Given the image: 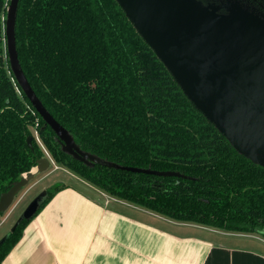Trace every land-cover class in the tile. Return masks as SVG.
I'll return each instance as SVG.
<instances>
[{
    "label": "trees",
    "instance_id": "16d2710c",
    "mask_svg": "<svg viewBox=\"0 0 264 264\" xmlns=\"http://www.w3.org/2000/svg\"><path fill=\"white\" fill-rule=\"evenodd\" d=\"M10 1L0 0V198L45 157L37 133L58 166L113 198L178 223L264 234V166L239 152L195 107L116 0H20L21 66L81 150L189 179L89 167L64 153L11 72ZM67 187L48 190L39 212ZM31 221L6 238L0 264Z\"/></svg>",
    "mask_w": 264,
    "mask_h": 264
},
{
    "label": "water",
    "instance_id": "95a60500",
    "mask_svg": "<svg viewBox=\"0 0 264 264\" xmlns=\"http://www.w3.org/2000/svg\"><path fill=\"white\" fill-rule=\"evenodd\" d=\"M116 1L195 107L239 152L264 166L245 152L248 147L264 151V13L245 0L209 4L200 0ZM232 2L252 18L236 16L230 7ZM19 3L10 1L6 18L11 72L45 127L56 134L62 151L89 167L189 179L179 172L121 166L81 150L71 133L43 105L21 66L16 41ZM28 145L33 147L32 137ZM38 166L45 170L49 161L43 158ZM24 185V180L15 183L0 198V213L9 210ZM47 196L44 191L29 205L11 233L37 215Z\"/></svg>",
    "mask_w": 264,
    "mask_h": 264
},
{
    "label": "crops",
    "instance_id": "0c3cea01",
    "mask_svg": "<svg viewBox=\"0 0 264 264\" xmlns=\"http://www.w3.org/2000/svg\"><path fill=\"white\" fill-rule=\"evenodd\" d=\"M52 164L24 175L20 191L44 184ZM66 186L26 226L1 264H264V234L178 223L81 178L79 185Z\"/></svg>",
    "mask_w": 264,
    "mask_h": 264
},
{
    "label": "rangeland",
    "instance_id": "374dc122",
    "mask_svg": "<svg viewBox=\"0 0 264 264\" xmlns=\"http://www.w3.org/2000/svg\"><path fill=\"white\" fill-rule=\"evenodd\" d=\"M258 8L264 13V9L259 5L254 4L253 2H247ZM232 11L236 12L235 15L238 17L245 16V18H252L249 14H246L242 11L239 6H237L234 2L230 4ZM242 18V17H241ZM243 19V18H242ZM241 149V147H239ZM264 150V148H261ZM242 150V149H241ZM243 151H245L243 149ZM250 154L252 157L256 158L260 163L264 164V151L258 150L253 147H248L245 151ZM56 164V163H55ZM57 166V164H56ZM59 170H57L52 164L47 173L49 174V178L44 182V184L40 183L36 186L35 189L31 191V193L24 194L23 192L26 190V187L20 191L8 211L4 213H0V243L7 238L12 232L13 228L17 224L18 220L21 218L23 213L27 210L29 205L40 196L44 190H53L56 186L61 184H68L71 186L79 185V178L63 168L62 166H58ZM54 172V173H53ZM52 174V175H51ZM38 180V179H37ZM32 183V182H31Z\"/></svg>",
    "mask_w": 264,
    "mask_h": 264
},
{
    "label": "built area",
    "instance_id": "2783aa9c",
    "mask_svg": "<svg viewBox=\"0 0 264 264\" xmlns=\"http://www.w3.org/2000/svg\"><path fill=\"white\" fill-rule=\"evenodd\" d=\"M36 138H37L38 143L40 144L41 148L43 149V151L45 153L44 159H47V160H49V162H51V163L54 164L55 161L53 160V158L51 157V155L49 154V152L46 150V148L43 146V144H42V142H41V140H40V138H39V136H38L37 133H36Z\"/></svg>",
    "mask_w": 264,
    "mask_h": 264
},
{
    "label": "flooded vegetation",
    "instance_id": "af4514ba",
    "mask_svg": "<svg viewBox=\"0 0 264 264\" xmlns=\"http://www.w3.org/2000/svg\"><path fill=\"white\" fill-rule=\"evenodd\" d=\"M217 1H220V0H207L208 3H215ZM248 1L253 2L254 4L256 3V5H259L260 7L264 9V4L262 3V1H259V0H248Z\"/></svg>",
    "mask_w": 264,
    "mask_h": 264
}]
</instances>
